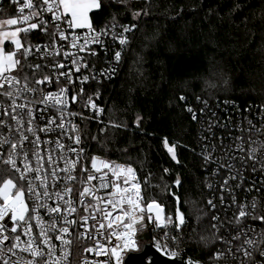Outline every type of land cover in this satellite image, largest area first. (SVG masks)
I'll return each mask as SVG.
<instances>
[{
  "label": "trees",
  "instance_id": "1",
  "mask_svg": "<svg viewBox=\"0 0 264 264\" xmlns=\"http://www.w3.org/2000/svg\"><path fill=\"white\" fill-rule=\"evenodd\" d=\"M99 1L89 13L91 25L127 24L129 32L115 72L86 86L103 108L99 121L83 123L87 153L132 165L145 202H158L173 217L176 194L184 215L176 243L210 264L220 240L213 225L219 210L209 200L218 202L229 191L239 200L258 187L264 197V157L255 164L241 153L236 164L246 171L229 179L222 167L227 159L206 154L202 140L206 128L226 138L248 118L264 125V0ZM9 17V10H0V19ZM21 38L26 46L43 35L37 30ZM112 50L109 45L103 52L106 60ZM23 53L16 54L20 60ZM31 63L23 61L25 73ZM244 177L253 189L236 187ZM174 180L181 183L171 193Z\"/></svg>",
  "mask_w": 264,
  "mask_h": 264
},
{
  "label": "built area",
  "instance_id": "2",
  "mask_svg": "<svg viewBox=\"0 0 264 264\" xmlns=\"http://www.w3.org/2000/svg\"><path fill=\"white\" fill-rule=\"evenodd\" d=\"M33 3L37 5L33 11H39L46 7L42 4V0H33ZM22 6L23 0H19V2L18 0H0V10L5 9L12 13V17L9 18H22L18 12V8ZM28 14L29 10L25 9L24 15ZM39 21L44 22L39 28L21 32V34L38 30L43 35L42 41L31 40L26 46H23V49L29 50V54L25 57L23 56L22 60L19 59L21 65L17 67L15 72L6 74L15 76L19 80V84L5 85L4 88H0V121L4 122L0 124V140L4 137L8 138V143H0V176L18 175L11 173L10 166L4 164L3 161L9 156L11 144L17 143L19 145L21 136H27L28 139L23 141L22 147L18 146L14 159L17 167L21 169H23L24 163H28L34 168L40 167L41 164L44 165L41 168L40 176L42 178L47 177L46 180L34 179L36 173H29V179H32L37 192L43 193L44 188L39 186L42 182L46 185L49 196L42 195L39 201L45 207H38L34 196L26 194V197L29 207L36 208L40 215L39 222L36 220L29 222L33 225L32 238L44 250L45 255L33 258L29 252L20 251V249H15V254H12L7 251L11 244L6 243L0 245V250H2L0 252V264H3L5 259L9 260L10 264L15 261H20V264H24V262L33 259H35L36 264H44L46 260L49 264H53L55 260H59V264H86V262L87 264H97V262L116 264V258L111 255V249L114 247L120 252L121 264H124L125 255L131 251H139L146 241L151 243L154 250L167 258L182 257L184 264H189V262L191 264H202L200 261L186 255L184 248L177 245L176 233L181 225L176 223L175 217L165 213L164 210L159 219L152 214H147V202H145L143 191L141 192L142 199L139 201L143 211L139 209L135 211V215L139 217L138 222L134 225V240L137 245L135 249L131 251L125 249L123 240H117L114 235H109L113 231L122 233L124 231L123 224L130 222L127 219L114 223L111 229L105 227L97 231L99 223L108 224V219H105L104 212L97 209H106L111 212L112 216L109 219H114L115 216L123 215V213L120 207L113 209L111 205L104 203V201L110 199L107 195L111 191L110 188H99V179L92 181L91 184L86 182L87 172L82 170L88 169L91 171L93 157L98 158V166H100V161H106L114 165H123L125 169L131 167L134 170L135 182H138L142 189L138 174L132 165L105 160L95 155L90 156L87 153L85 133L83 131V123L88 119L99 121L103 109L92 95L88 94L86 86L90 81L105 79L115 72L116 64L119 62L115 58V54L120 52L121 56L123 52L129 32L125 31L126 28L128 29L127 24H123L119 28L114 23L102 27L92 26L94 32L99 34L98 36H93L87 28L69 29L68 25L63 21H53L52 15L46 11H42L39 17H34L28 23H38ZM18 26L27 27V24ZM44 29L47 30L45 31ZM61 31L65 33L66 39L61 40L59 38L58 33ZM85 38L89 40V43L81 51ZM121 39L125 43L121 44ZM73 43L76 44L75 47L72 46ZM109 45L113 47L112 53L114 56L106 60L103 52ZM65 53H68V55H65ZM25 58L32 62L29 65L28 73L22 70ZM37 65H39V68L36 67ZM59 65H63V67H59ZM77 68L79 71H77ZM45 77L49 79L44 83H36V81L44 80ZM85 77L88 78L86 81ZM25 84L28 89H35V91L25 90ZM61 89L64 90L63 93H61ZM5 92H12V95L3 94ZM49 93L53 94L54 99L42 102L43 98ZM56 99H59L62 103H57ZM13 105H25V107L23 109L19 107L13 108ZM29 112H31V116H29ZM12 116H16L17 119L13 120ZM203 118L211 121V118H205V114ZM49 120H53L54 123L49 124ZM60 124H63L62 128L59 127ZM29 126L33 129L32 132L27 131ZM44 128H47L48 131H41ZM237 129L238 132L229 133L224 138L216 136L210 128H206L202 136L203 142L209 145L206 148V154L210 157L216 156L217 158L227 159V163H223L222 167L227 171L226 176L229 179H233L234 172L244 173L246 171V166L236 164V157L241 153L246 152L248 158L255 164L264 157L263 122H252L251 118H248L244 127L240 126ZM76 136L80 137L79 144L74 142ZM37 137H39L38 145L33 143ZM216 138L219 143L216 142ZM57 141L65 147L58 148ZM70 148H75L77 151H68ZM81 149L82 151H80ZM25 153L28 154L27 160L24 159ZM33 153H38L40 159L38 160ZM49 157L52 160L51 166H49ZM65 160L76 162L75 170L70 173L75 177L73 180L67 179L69 173L64 171H57L55 177L51 175L53 169L70 167V165L65 164ZM104 171L108 172V179H114L112 171L107 169H104ZM250 171L253 170L250 169ZM218 173L215 169L213 170V174ZM127 175L126 171L123 172L121 181ZM131 179L129 177L130 181ZM244 179L246 181L236 184V187L238 189L244 188L245 191L248 187L253 189L254 185H252V182L247 180L246 177ZM21 183L26 185V182L22 181ZM93 185L96 186L94 189L95 196L102 198L99 201L93 199L92 196H80L85 187H92ZM229 186L227 182V187L229 188ZM65 188H70L72 191L66 193ZM260 188L262 187L256 188V193L247 195L239 200L230 191L227 193L228 195L220 197L221 199L218 202L212 199L209 200L211 201L212 210H219L218 213L214 214L213 225L220 240L219 246L213 251V261L210 264H253V261L256 264H264V256L259 255L260 249L264 248V226L255 223V219L264 222L260 219L262 217L261 210H264V197L259 195ZM226 191H228L227 188ZM55 193H60L63 196V200L59 199ZM82 200L83 203H81ZM66 201H71V205L66 203ZM89 205L91 207H88ZM57 206L62 210L59 214H49L46 210L47 207ZM70 207H74L76 211L70 212ZM85 207H88L87 212L84 211ZM241 207L248 214L240 218V222L237 223ZM123 208L128 210L126 204L123 205ZM32 215H35V213H32ZM83 216L89 217L86 225L87 232L85 227L80 226L82 223L81 217ZM91 216H95L96 219H91ZM65 217L67 220H75L77 223L66 224ZM53 221L56 223V228L49 231L48 235L56 247L54 256L49 257L48 249L43 244H40L39 241L41 229H47ZM63 227L69 228L70 235H67L65 239L71 241L63 249V251L68 253L66 259L62 258L61 242L56 239V236L60 234L58 230ZM18 232L21 234L22 241L27 242L29 240L30 237L23 234V225L18 228ZM85 232L86 235L91 237L90 239L81 238L80 234ZM145 232L149 233V239L140 240L138 236ZM5 234L12 237L15 236L14 233H10V230L5 232ZM237 236H239V239H234ZM246 240H252L255 244L248 245L245 243ZM97 242L104 245L105 254L96 255L95 252L88 253L84 251L86 248L95 247ZM24 246L25 244H21V247ZM157 246H159V249ZM238 248L241 250L237 251ZM244 249L253 252L251 259L244 255ZM172 253H175V256ZM220 253H223V255L217 258Z\"/></svg>",
  "mask_w": 264,
  "mask_h": 264
},
{
  "label": "snow or ice",
  "instance_id": "3",
  "mask_svg": "<svg viewBox=\"0 0 264 264\" xmlns=\"http://www.w3.org/2000/svg\"><path fill=\"white\" fill-rule=\"evenodd\" d=\"M19 2V0H18ZM42 4L46 7L39 10V11H33L37 7L35 3H33V0H23V6L18 8V12L20 13L22 18H8L3 21V24H0V88H4L5 85H13V84H19V80L15 76H8L6 75L9 72H15L17 70V67L21 65V61L17 58L16 53L21 51L23 48V45L21 43V38L19 37L20 32H28L34 29H37L43 24V21H39L38 23H28L30 20H32L34 17H39L42 14V11H46L52 15L53 21H63L68 25L69 29H83L87 28L90 33L93 34V36H98L99 34L95 33L92 29V25L89 18V13L93 9L99 8L100 2L99 0H42ZM25 9L29 10L28 15H24ZM21 24H27V27H15ZM59 27V25H57ZM5 28L13 29L11 31L4 30ZM45 31L47 29H44ZM129 29H125V31H128ZM59 38L61 40L66 39V35L64 32L58 33ZM98 42V41H96ZM7 43H11L15 46L14 51H7L6 46ZM89 43V40L85 38L84 44L81 46V51L84 50V48ZM121 44L125 43L123 39L120 41ZM73 47L76 46L75 43L72 45ZM25 56L29 54L28 49H23ZM65 55H68V53H65ZM115 58L117 60L120 59V52H116ZM75 62V61H74ZM39 68V65L36 66ZM59 67H63V65H59ZM77 71L79 69L77 68ZM63 75V73H61ZM49 78L45 77L44 80L36 81V83H44ZM85 81L88 79L87 77L84 78ZM25 90L35 91V89H28L27 85L25 84ZM64 90L61 89V93H63ZM5 95L11 96L12 92H5L3 93ZM51 99H54L53 94L49 93L43 98L42 102H47ZM57 103H62L59 99H56ZM19 107L24 108L25 105H13V108ZM95 107V105H93ZM191 111V109H189ZM29 116H31V112L28 113ZM13 120H16V116H12ZM4 123L3 121H0V124ZM49 124L54 123L53 120L48 121ZM59 127H63V124H60ZM28 132H32L33 129L29 126L27 128ZM41 131H48L47 128L41 129ZM27 136H21L19 145L17 143L11 144V150L9 153V156L6 160L3 161L4 164L10 166L11 173H16L18 175L9 174L7 176H0V245L10 243L11 246L7 249L9 253L15 254V249H20V251L29 252L33 258L44 256V250L39 247L36 240L32 238V232H33V225L29 222L31 220L40 221V215L37 212L36 208H30L27 203V197L26 194H30L35 197V200L38 204V207L44 208L45 205L42 203H39L41 196H49V192L47 191L46 185L42 182L39 186L41 188H44L43 193L37 192L36 187L32 183V179H29V173H36L34 179L37 180H46L47 177H41L40 171L41 168L44 167L43 164L40 165V167L34 168L28 163L23 164V169L20 167H17L16 160L14 159V155L16 154V150L18 146L22 147L23 141L27 140ZM74 142L76 144H79L80 137L76 136ZM0 143H8V138L4 137L2 140H0ZM34 144L39 143V137H37L36 141H33ZM165 144L167 146V141H165ZM57 147L58 148H64L65 146L60 144L57 141ZM68 151L76 152L77 149L70 148ZM82 151V149L80 150ZM169 152H173V148H168ZM37 159L39 160L40 157L38 153H33ZM24 159H28V154L25 153ZM173 159H175V155L173 154ZM98 158L93 157L92 158V169L89 171L88 169H83L82 171L87 172L86 176V182L88 184H91L92 181L99 179L100 184L99 188H110L111 191L107 194L110 199L104 201L105 204L111 205L113 209H116L117 207H120V210L122 211L123 215H117L114 219H109V217L112 216V213L107 211L106 209H97L98 211L104 212L105 219H108V224L105 225L104 223H99V226L97 228V231L100 229H104L105 227L111 229L113 227L114 223H119L121 221H124L127 219V221H130L128 223L123 224L124 231L121 232H110L109 235H114L117 240H123L124 245L123 247L129 251L135 249L137 247L136 242L134 240L135 236V229L134 225L138 222L139 217L135 215V211L139 209L140 211H143V209L140 206L139 201L142 199L141 192L142 189L140 187V184L138 182H135V174L134 170L131 167H125L123 165H114L110 162L106 161H100V166L97 164ZM23 163V162H22ZM75 163L74 161H68L65 160L66 166L63 169H53V172L51 175L53 177L56 176L57 171H64L69 173L67 176V179L73 180L75 179L74 176H72L70 173L75 170ZM52 160L51 157H49V166H51ZM104 169H107L109 171H112L114 179H108V172L104 171ZM127 172V176L124 177V179L121 181V174L123 172ZM99 174V175H97ZM129 177H131V181L129 180ZM26 182V185L21 182ZM177 184L179 181L176 182ZM227 183V181L225 182ZM96 188L95 185L92 187H85L84 190L80 193L81 197L84 196H92L95 200H101V197L95 196L94 189ZM72 189L65 188L66 193H70ZM55 195L63 200V196L60 193H55ZM69 205H71V201H66ZM83 203V200L81 201ZM211 203V201H209ZM128 206V210H125L123 208V205ZM88 207H91L89 205ZM88 207L84 208V211H88ZM148 211L152 212L153 209H157L156 216L157 219L160 218V213L162 211L161 205H159L156 201L149 202L148 205ZM47 212L49 214L57 213L59 214L62 210L59 206L57 207H47ZM70 212H75L76 209L74 207H70ZM32 213H35V215H32ZM248 213L246 210L241 207L239 216L237 217V223L240 222V218L245 217ZM91 219H96L95 216H91ZM89 217L83 216L81 217V227H85L87 225ZM151 219V217H149ZM262 221H264V216L260 217ZM171 220V218H169ZM176 220L179 221L180 224L184 222L183 216L180 214L179 210H177L176 214ZM65 223L66 224H76L77 221L72 220L69 221L65 217ZM23 225L24 226V235L29 236V240L27 242H24L21 240V234L18 232V228ZM56 228V223L53 221V223L47 228L41 229L40 232V244H43L45 248L48 249V256L52 257L54 256V249L56 245L52 243L51 237L48 235L49 231H52ZM10 230V233H14L15 236L12 237L11 235H6L5 232H8ZM59 235L56 236V239L61 242V248H62V258L67 257L68 253L66 251H63L65 245H69L71 243L70 240L65 239L67 235H70V231L68 227L60 228ZM86 228V232H87ZM85 233H81V238L84 239H90L91 237L86 235ZM234 239H239V236L234 237ZM14 241V242H13ZM245 243L248 245H254L255 242L252 240H246ZM21 244H25L24 247H21ZM159 249V246H157ZM241 249L238 248L237 251H240ZM85 252L92 253L95 252L96 255H102L106 253V249L104 245L97 244L95 247H89L84 249ZM244 255L248 258H252L253 252L249 251L247 249H244ZM2 252V250H0ZM167 254V253H166ZM111 255L116 258V264H121V257L120 252L117 248L111 249ZM173 256H175V253H172ZM223 253H220L217 255V258L222 256ZM260 256H264V248L260 249L259 252ZM3 264H10L9 260L5 259ZM12 264H20V261L12 262ZM24 264H36L35 259L26 261ZM44 264H49V262L46 260L44 261ZM53 264H59V260H55ZM87 264V262H86ZM97 264H107V262H97ZM191 264V262H189ZM253 264H256L255 261H253Z\"/></svg>",
  "mask_w": 264,
  "mask_h": 264
},
{
  "label": "water",
  "instance_id": "4",
  "mask_svg": "<svg viewBox=\"0 0 264 264\" xmlns=\"http://www.w3.org/2000/svg\"><path fill=\"white\" fill-rule=\"evenodd\" d=\"M179 180H174L172 183L170 192L172 193L173 187L176 189L179 188L180 186V181L177 184L176 182ZM175 201H176V207H175V220H176V214L177 210H179L180 214L183 216L184 215L180 209V200L176 194L173 195ZM176 223L180 224L178 220H176ZM184 223V222H183ZM182 223V224H183ZM180 224V225H182ZM150 237L148 232L142 233L138 236L140 240H148ZM149 260V261H147ZM124 264H184L182 257H177V258H167L160 253H158L156 250L153 249L151 246V243L149 241H146L143 243L141 249L136 252H128L125 257H124Z\"/></svg>",
  "mask_w": 264,
  "mask_h": 264
},
{
  "label": "rangeland",
  "instance_id": "5",
  "mask_svg": "<svg viewBox=\"0 0 264 264\" xmlns=\"http://www.w3.org/2000/svg\"><path fill=\"white\" fill-rule=\"evenodd\" d=\"M100 2V1H99ZM93 10H95V9H93ZM91 12V11H90ZM89 18H90V16H89ZM6 19H8V18H4V19H0V24H3V21L4 20H6ZM91 22V21H90ZM15 27H19V26H15ZM4 30H6V31H11V30H14V28L13 29H8V28H5ZM19 37L21 38V32L19 33ZM21 43H22V38H21ZM8 46L10 47V49H6L7 51H14L15 50V46L13 45V44H11V43H8ZM17 56V55H16ZM18 58V57H17ZM19 59V58H18ZM169 147H171L172 148V146H169ZM168 147V148H169ZM171 154H173V152H170ZM125 164V163H124ZM141 186H142V184H141ZM143 191V190H142ZM152 202V201H151ZM148 203L149 202H147L146 203V211H147V214H152L155 218H157V216H156V212H157V209H153L152 210V212H149L148 211V207H147V205H148ZM158 203V202H157ZM159 204V203H158ZM160 205V204H159ZM162 207V206H161ZM162 213H163V207H162V211H161V213H160V216L162 215Z\"/></svg>",
  "mask_w": 264,
  "mask_h": 264
}]
</instances>
